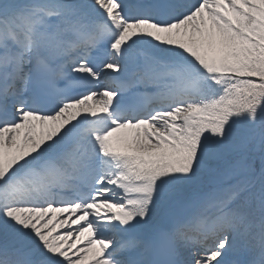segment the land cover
Returning a JSON list of instances; mask_svg holds the SVG:
<instances>
[{"label": "snow or ice", "instance_id": "1", "mask_svg": "<svg viewBox=\"0 0 264 264\" xmlns=\"http://www.w3.org/2000/svg\"><path fill=\"white\" fill-rule=\"evenodd\" d=\"M0 264H264V0H0Z\"/></svg>", "mask_w": 264, "mask_h": 264}]
</instances>
